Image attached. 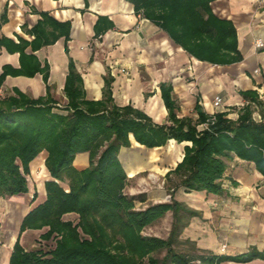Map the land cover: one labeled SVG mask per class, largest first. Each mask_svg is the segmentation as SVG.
<instances>
[{
  "label": "trees",
  "instance_id": "trees-1",
  "mask_svg": "<svg viewBox=\"0 0 264 264\" xmlns=\"http://www.w3.org/2000/svg\"><path fill=\"white\" fill-rule=\"evenodd\" d=\"M126 1L196 59L212 63L241 60L235 27L212 12L213 0ZM47 20L50 17L43 14L33 28L35 38L44 36V43L56 39L46 36ZM40 70L34 64L20 72L33 75ZM8 72L4 69L0 74V84ZM43 72L46 80L47 70ZM111 82L112 77L106 75L102 99H86L81 75L70 59L63 88L67 102L62 111L55 110L56 103L49 96L30 98L20 91L0 96V196L28 191L29 164L42 151L47 153L45 166L52 177L45 183V200L22 219L9 264H222L229 260H264V250L255 247L235 255L196 247L176 249L184 228L200 212L177 201L172 193L170 201L152 203H146L143 193L128 195V176L118 156L121 147L130 146V134L149 148L165 145L169 139L191 142L184 146L181 161L166 173L168 181L176 180L172 191L183 187L186 191L221 195L226 159L232 155L253 161L264 175V104L256 91H240L248 103L241 107L236 120L225 112H216L212 118L198 103V117L192 119L177 116L172 86L162 82L159 86L168 123L157 124L131 105L117 106L111 96ZM252 103L259 110L258 121L252 116ZM200 124L203 126L198 128ZM80 152H88L89 164L78 170L73 160ZM59 182L67 183L68 191ZM69 212L78 215L76 224L62 219ZM168 212L172 224L167 238L142 235ZM43 227L48 228L42 238L55 239V246L45 253L26 251L19 241L21 232ZM162 251L161 258L155 256Z\"/></svg>",
  "mask_w": 264,
  "mask_h": 264
},
{
  "label": "crops",
  "instance_id": "crops-1",
  "mask_svg": "<svg viewBox=\"0 0 264 264\" xmlns=\"http://www.w3.org/2000/svg\"><path fill=\"white\" fill-rule=\"evenodd\" d=\"M210 6L215 15L233 23L241 60L212 63L196 59L159 25L136 13L126 0H0V74L9 70L0 84V96L15 91L30 98L49 96L56 103L55 110L62 111L67 102L63 88L72 59L88 100L102 99L107 75L112 77L111 96L117 106L131 105L154 123H168L159 86L165 82L172 86L178 117L196 119L198 103L207 114L225 112L236 120L241 107L248 103L240 91H256L264 104V46L255 47L257 39L264 42V0H213ZM43 14L51 20L44 25L46 36L56 38L48 43L43 42L44 36L35 38L33 29ZM96 34L101 37L94 39ZM34 64L41 70L33 75L20 72ZM215 96L222 98L216 109L212 105ZM252 108L254 120H260L258 108L254 104ZM129 139L130 146L121 147L118 153L128 180L145 169L162 167V174L167 173L181 161L184 146L191 144L169 139L165 145L149 148L132 134ZM46 155L42 151L30 162L27 192L0 196V264H9L25 214L46 198L44 182L51 179ZM226 163L221 195L183 187L175 191L177 201L200 212L191 218L181 237L194 242L198 249L225 255L243 253L251 247L262 251L264 175L253 161L236 155ZM73 164L87 166L88 152L77 153ZM46 229H26L19 241L22 244L23 237L30 240ZM222 244L226 245L223 252ZM222 264H264V260Z\"/></svg>",
  "mask_w": 264,
  "mask_h": 264
},
{
  "label": "rangeland",
  "instance_id": "rangeland-1",
  "mask_svg": "<svg viewBox=\"0 0 264 264\" xmlns=\"http://www.w3.org/2000/svg\"><path fill=\"white\" fill-rule=\"evenodd\" d=\"M175 146L178 149L180 147L176 144ZM87 166L80 168V166L74 165V167L78 170L85 169ZM162 172H163L162 167H160L159 170L153 171L150 169H145L138 172L131 180H127V187L125 188V192L128 195H137L143 193L146 196V203L170 201L172 199L170 193H172L174 196L175 191L179 187H177L175 190L172 191L171 187L174 186L176 180L172 179L171 181H168L166 177V173L162 174ZM45 183L46 181L44 182V185ZM59 184L63 187V189L68 191L67 183L59 182ZM139 204L140 203L137 202V205ZM62 219L71 221L73 224H76L78 221V215L74 212H69V213H65L62 216ZM171 224H172V214L168 212L161 220L147 227L142 232V235L167 238L171 229ZM41 234L40 235L38 233L33 234L32 235L33 238H31L30 240L23 237L22 244L21 242L20 244L26 251L39 250L41 251V253H45L46 251L52 249L55 246V239L46 240L45 238H42ZM1 238L2 237H0V239ZM175 246L176 249L183 251H187L189 249H192L193 247H196L194 242L190 241L189 239H185L181 237V235L179 237V242L176 243ZM163 254L164 251L155 254V256L161 258Z\"/></svg>",
  "mask_w": 264,
  "mask_h": 264
},
{
  "label": "built area",
  "instance_id": "built-area-1",
  "mask_svg": "<svg viewBox=\"0 0 264 264\" xmlns=\"http://www.w3.org/2000/svg\"><path fill=\"white\" fill-rule=\"evenodd\" d=\"M100 37L101 36L99 35V36L94 37V39H99ZM263 46H264V42L262 41V39H257L255 41V47L256 48H261ZM258 71H259L258 69H255V72H258ZM221 103H222V98L220 96H215L214 99H213V101H212V105H213L214 109L220 107ZM215 113H216V111H212L210 113V116L213 118V115ZM225 249H226V245L225 244H222L221 247H220V251L223 252V251H225Z\"/></svg>",
  "mask_w": 264,
  "mask_h": 264
}]
</instances>
